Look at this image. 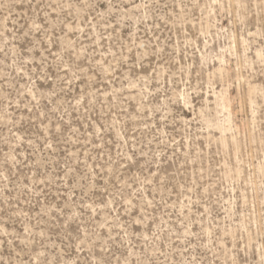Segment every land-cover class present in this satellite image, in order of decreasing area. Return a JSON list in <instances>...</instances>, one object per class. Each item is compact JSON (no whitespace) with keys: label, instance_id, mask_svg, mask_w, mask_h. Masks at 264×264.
Instances as JSON below:
<instances>
[{"label":"rangeland","instance_id":"374dc122","mask_svg":"<svg viewBox=\"0 0 264 264\" xmlns=\"http://www.w3.org/2000/svg\"><path fill=\"white\" fill-rule=\"evenodd\" d=\"M0 264H264V0H0Z\"/></svg>","mask_w":264,"mask_h":264}]
</instances>
